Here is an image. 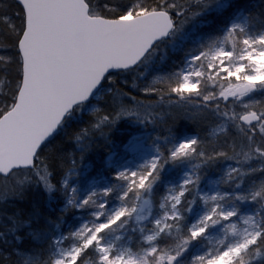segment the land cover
Segmentation results:
<instances>
[{
    "label": "snow or ice",
    "instance_id": "1",
    "mask_svg": "<svg viewBox=\"0 0 264 264\" xmlns=\"http://www.w3.org/2000/svg\"><path fill=\"white\" fill-rule=\"evenodd\" d=\"M0 264H264V0H0Z\"/></svg>",
    "mask_w": 264,
    "mask_h": 264
}]
</instances>
